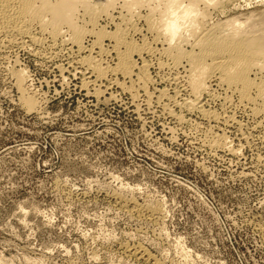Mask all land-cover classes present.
I'll list each match as a JSON object with an SVG mask.
<instances>
[{
  "label": "rangeland",
  "instance_id": "rangeland-1",
  "mask_svg": "<svg viewBox=\"0 0 264 264\" xmlns=\"http://www.w3.org/2000/svg\"><path fill=\"white\" fill-rule=\"evenodd\" d=\"M228 1L200 4L207 23L264 17V0ZM118 3L115 22L99 20L109 32L128 13ZM144 19H132L139 31L129 37L162 51ZM19 39L0 37V264H264V115L253 114L256 104L212 80L203 110L213 121L180 107L189 94L167 81L185 76V62L161 69L165 57L133 55L132 80L115 72L99 79L77 45ZM106 57L115 68L116 56ZM143 58L151 80L141 90ZM21 70L34 110L15 85ZM217 136L235 154L213 145Z\"/></svg>",
  "mask_w": 264,
  "mask_h": 264
},
{
  "label": "bare ground",
  "instance_id": "bare-ground-1",
  "mask_svg": "<svg viewBox=\"0 0 264 264\" xmlns=\"http://www.w3.org/2000/svg\"><path fill=\"white\" fill-rule=\"evenodd\" d=\"M220 1L122 0L123 4L121 6L124 10H127L130 16L132 15V18L130 19V17L127 18L125 16L128 13L124 15L123 19L119 17L122 19V22L115 25L110 23L116 27V30L109 32L105 27L99 25V20L105 16L111 22H115L116 20L114 21V19L117 16L115 17L113 13H115L114 10L119 0H0V37H5L10 41L15 39V42L16 38H20L21 40L27 39L33 45L39 46L43 45L47 40H51L50 43L61 42L63 45L70 42L74 46L77 45L80 52H87L89 54L83 60L80 58L82 60L81 64L87 66V70L90 69L93 75L95 74L96 78L99 79H104L109 74H114L113 72H115L116 74L121 73L132 80V76L135 75V71L133 70L137 68L133 55L143 56V54H146L151 57L157 55L165 57L168 62H161L159 64V67L162 65L161 69L166 65L169 68L171 67L170 69L172 70H177L185 62L188 67L185 69V76H173L167 79V81L172 83L183 84V89H186V92L189 94L190 100L186 101L184 99L185 102L180 103V107L190 111H199L205 116L204 118L208 117L216 120V115L210 111V113H207L208 111L203 110L204 97L210 96V82L216 80V82L218 81L221 85L227 87L228 91L237 94L242 102L252 105L256 104L257 108L253 110V114L256 112L255 115H261V113L264 115V80L259 81V76L258 79L257 77L256 79L251 77L253 73H255V76H257V73L264 75V15L262 16L263 18H258L259 20H253L252 18L255 22L250 20L246 23L244 22V24L241 21L240 23L239 20L237 22V19L234 18L232 20L228 19L229 21L226 20V23L223 22L221 24L220 22L219 24L218 22L217 24L207 23L206 18L209 15L206 16L207 14L203 13L205 10L201 11L200 4L203 2L206 7H217ZM145 5L150 10V14L148 12L143 17L140 13L142 9L140 7H145ZM139 8L140 10L137 12L136 10ZM148 9L147 11H149ZM134 17H138L139 20L145 18L148 31L154 33L155 36L157 35L155 40L161 42L160 40L163 39V43L167 45L166 48L160 51L152 45H147L146 42L143 43L147 46L136 44L133 37H129L131 32L135 33L139 31L136 28L138 26H135L136 23L132 24ZM87 36L96 38L93 44L89 40L91 42V46L89 47L84 46V40ZM105 40L112 42L109 45L111 48L106 47ZM10 41H7L8 44ZM26 41L24 44H26ZM16 43L18 44V42ZM154 43L152 44L154 45ZM189 44H192L190 46L192 50L187 51L185 46ZM111 53L117 58L115 68L110 67L109 64L104 66L106 63L104 60L107 58L106 55L108 56ZM94 54L97 56H94ZM104 57L106 58L104 59ZM148 64L144 60L143 65L137 69L140 71V73L138 72V77L136 76L139 78L137 81H140L137 84L139 85L140 83V88L143 87V89L147 88L146 86H148L151 80L148 73ZM26 77L24 70L17 72L14 76L16 79L15 85L18 86L22 94L21 96L25 98L21 97V99H24L25 102L27 100L30 110H34L37 108L36 102L28 95V77ZM86 84L88 83L86 82ZM127 88L130 89V87ZM131 91L133 92V90ZM163 92H160L161 96L158 99H161L162 96L164 98L165 93ZM146 93L148 94L147 91ZM134 95L136 96V94ZM174 98L176 99V96ZM223 98L226 100L225 97ZM149 99L148 97L147 100ZM212 143L219 148L222 147V149H227L228 146L225 138H218L216 139V143ZM229 149L228 147L227 151ZM235 150L231 148L229 151L233 152ZM150 256L148 259L151 260L152 256L151 258ZM153 260L155 261V259ZM152 264H155V262Z\"/></svg>",
  "mask_w": 264,
  "mask_h": 264
}]
</instances>
